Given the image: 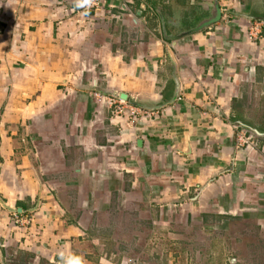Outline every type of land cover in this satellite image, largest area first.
<instances>
[{
	"label": "crops",
	"instance_id": "1",
	"mask_svg": "<svg viewBox=\"0 0 264 264\" xmlns=\"http://www.w3.org/2000/svg\"><path fill=\"white\" fill-rule=\"evenodd\" d=\"M84 3L0 0V264L234 262L235 224L264 233V140L249 153L233 119L264 68L253 15L219 2L184 35L156 0Z\"/></svg>",
	"mask_w": 264,
	"mask_h": 264
},
{
	"label": "rangeland",
	"instance_id": "2",
	"mask_svg": "<svg viewBox=\"0 0 264 264\" xmlns=\"http://www.w3.org/2000/svg\"><path fill=\"white\" fill-rule=\"evenodd\" d=\"M156 1L158 2L156 4L157 6L164 7H158V11L162 14L164 20L165 15L163 12H167L169 20L178 25L172 31L182 32L183 34L190 32L203 21L214 17L216 5H219V2L228 4L229 8H237V12L235 13L244 14L243 16L246 17L253 15L255 17L254 20H264V0H230L227 2H222L221 0ZM211 2L212 5H209ZM225 14L229 16L228 12H225ZM196 18L201 19V21L194 26L193 24ZM203 29L205 30L206 27ZM245 84L242 89V96L234 101V114L236 116L237 114L240 115L237 123L246 126L249 129V133L253 135L256 143L259 144L264 140V136H258L253 132L257 130L260 133H264V68L260 69V73L254 82ZM232 232L234 235L232 243L234 244L229 250H226V258L228 260L234 259V262H231L232 264H264V233L259 230L258 226L235 224ZM222 236L224 237V234ZM95 246L97 248L96 250ZM74 251L75 254L91 252L88 256H99L98 254L103 250H99L97 245L89 240H85V242H80V244L77 243ZM110 251L111 249L105 250V252ZM30 258L28 253L24 252L14 258L9 264H27ZM38 264L48 263L41 261ZM69 264H76V262L75 260H70ZM92 264L94 263L92 262Z\"/></svg>",
	"mask_w": 264,
	"mask_h": 264
},
{
	"label": "built area",
	"instance_id": "3",
	"mask_svg": "<svg viewBox=\"0 0 264 264\" xmlns=\"http://www.w3.org/2000/svg\"><path fill=\"white\" fill-rule=\"evenodd\" d=\"M102 0H85L84 7L87 10L97 8L100 6ZM246 34L249 40L255 41L264 35V20L250 19V24L246 28ZM98 101L103 100L111 108V112L114 116H124L130 123L137 122L140 118L148 115V112L139 109L137 106L128 103L126 100L120 98L119 95L106 96L102 94H96ZM179 99V97H178ZM177 99V100H178ZM236 130L239 131V142L250 153L258 148V144L254 140L252 134L245 128H242L238 123L234 124ZM249 133V134H248ZM128 264H137L136 260L128 259Z\"/></svg>",
	"mask_w": 264,
	"mask_h": 264
},
{
	"label": "water",
	"instance_id": "4",
	"mask_svg": "<svg viewBox=\"0 0 264 264\" xmlns=\"http://www.w3.org/2000/svg\"><path fill=\"white\" fill-rule=\"evenodd\" d=\"M215 11H216V12H215L214 17H212L211 19H209V20H207V21H203L199 26H197L196 28L192 29L190 32H186V33H184V35H187V34H189V33H193V32H197V31H201V30H203V28H205V27L207 28V27H209L210 25H212V24H214V23H217V22L221 19V17H222L221 8H220L219 5H216V10H215ZM178 97H179V86H177V88H176V94H175V97H174L172 103L175 102V101L178 99ZM120 98L126 100V99H127V96H126L125 94H123L122 96H120ZM132 104L135 105V106H139V105L135 104L134 102H132ZM159 108H160V107H159ZM239 125H240L241 127H243V128H246V126H244V125L241 124V123H239ZM246 129H247V128H246ZM247 130H249V129H247ZM250 131H251V129H250ZM252 132H253V131H252ZM253 133H256L258 136H261V135L264 136V133H260V132H258L257 130H255Z\"/></svg>",
	"mask_w": 264,
	"mask_h": 264
},
{
	"label": "trees",
	"instance_id": "5",
	"mask_svg": "<svg viewBox=\"0 0 264 264\" xmlns=\"http://www.w3.org/2000/svg\"><path fill=\"white\" fill-rule=\"evenodd\" d=\"M200 21H201V19L199 20V18H196V20H195L193 25L196 26ZM238 117H240V115H238V114H237V116L234 115L233 119L234 120H238L239 119Z\"/></svg>",
	"mask_w": 264,
	"mask_h": 264
},
{
	"label": "flooded vegetation",
	"instance_id": "6",
	"mask_svg": "<svg viewBox=\"0 0 264 264\" xmlns=\"http://www.w3.org/2000/svg\"><path fill=\"white\" fill-rule=\"evenodd\" d=\"M254 17V16H253ZM255 18V17H254Z\"/></svg>",
	"mask_w": 264,
	"mask_h": 264
}]
</instances>
